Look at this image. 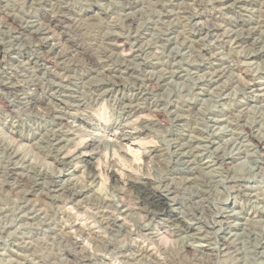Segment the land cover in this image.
<instances>
[{
    "label": "clouds",
    "instance_id": "clouds-1",
    "mask_svg": "<svg viewBox=\"0 0 264 264\" xmlns=\"http://www.w3.org/2000/svg\"><path fill=\"white\" fill-rule=\"evenodd\" d=\"M203 2L199 0V3ZM243 2L256 5L246 11V15L256 22V27L251 30L253 44L245 52V58L254 52L264 55V48L261 47L264 45V0ZM170 4L171 8L176 7L172 0H26L23 5H16L18 25L27 23L21 21V16H30L37 8L46 9V18L60 27L58 40L63 39L68 46V51L74 57L72 63L78 66L77 71L83 75L68 81L71 89L75 90L74 96L64 95L69 89L64 87L63 77L59 78L60 86L53 92L56 74L48 67V61L53 60L56 53L41 57L35 48V41L28 37L21 41L15 29L0 30V43L6 48L19 51L28 46L31 54L28 64L8 61L7 68L0 75V84L7 85L6 91L0 88V132L10 128L13 137L19 135L21 139H35L34 147L38 150L51 148L49 154L59 161L62 152L55 149L53 129L56 124L62 123L57 120L58 116L65 120L71 116V120H80L82 124L88 125L85 128L68 121L65 127H71L76 132L74 140L80 137L82 139L79 142L83 143V138L90 136L94 145L92 150L100 154L101 161H105V153H108V163L104 166L108 179L105 180L106 189L100 191L101 181L94 171L95 165L91 171L81 166V175L61 185L55 197H52L53 204L58 199L65 204L71 201L77 207L90 205L88 212L91 219L99 217L96 226L89 222L86 228L79 229L80 235L72 232L61 235L57 218L64 219V208L49 207L35 225L24 223L26 213L23 209L27 203L5 194L0 200V264H52L53 259H57L58 264H69L63 257L65 251H75L72 264H84L85 260L96 257L100 258L98 264H105V256L110 264H264V250L261 249V245H264V221L257 222L253 218L244 222V217L251 215L249 209L264 216V104H257L250 112L246 110L249 118L244 123L234 119V130L228 124L225 125L226 131L230 133V150L222 151L223 146L215 150L210 147L216 132V128L208 123L211 117L202 118L197 125L203 140L198 146L192 144L195 137H189L183 145L170 141L168 132L171 120L167 117L164 122L155 120L152 124L144 123L141 127L149 129V143L154 147L144 145L141 151L150 159V163L133 164L131 158L127 157L133 166L125 170L121 165V154H126L127 149L122 140L125 133H132L136 126L124 128L119 119L121 110L97 105L92 94L86 90L85 76L91 75L99 58L98 53L103 52L104 58H108V50L103 47L104 38L119 27L127 37L147 41L144 48L139 50L140 53L149 50V47L156 48L158 40L166 37L169 28L163 17L177 16L171 11ZM11 7L12 0H0V16H7ZM180 7V22L193 30L203 27L192 24V18L197 15L196 3L184 0ZM51 31L48 24L36 23L31 25L30 35ZM244 34L247 33H238ZM234 53L235 48L232 53L225 54L231 60L223 69L227 78L236 85L228 93L229 102L222 105L229 110L233 104L242 102L243 94L248 90L247 81H241L234 70L239 64ZM62 59L66 60L67 57H56L54 63L59 65ZM140 62L143 63L142 55ZM253 67L250 65L249 70ZM33 68L44 74L38 75ZM12 76H16V79L13 80ZM251 78H257L254 72ZM33 94L37 98L29 99ZM53 100L56 103H52ZM66 100L76 103H63ZM117 125L121 131L112 133V136L118 139L92 131L97 126L103 132L105 128ZM5 136L7 138L6 133ZM249 138L255 143H249ZM18 143L13 141L6 148L12 147L14 152L13 145ZM205 151L208 153L207 159L200 155ZM228 156H231V161L227 159ZM76 159L74 156L73 162ZM241 165L244 166L243 170ZM63 171L71 172V168L65 166ZM59 173L58 169L54 174L56 182L59 181ZM189 176L192 177L191 181L188 180ZM3 182H7L6 178ZM45 187L48 185L45 184ZM193 190L198 197L195 200L190 195ZM229 199L233 200V207L225 211L223 205ZM93 209L96 211L93 212ZM116 210L124 212L126 219L123 224L114 227L115 221L119 219ZM105 211L111 215L105 217ZM165 211L174 218L166 219L163 215ZM220 215L223 216L222 220L217 219ZM186 219L194 223L185 224ZM33 228H41L44 236L56 232L58 239L51 243L43 238L35 239ZM191 228L198 229L194 236L182 235ZM241 228L245 231L240 232ZM232 231L237 235L225 240V232ZM86 232L87 238L95 245L91 256L92 245L83 244ZM203 232L208 233L204 237L206 246L195 245L191 250H186L187 243L200 238ZM164 236L172 238L175 243L165 246L161 243ZM66 239L70 242L65 243ZM241 241L245 242L244 247H240ZM127 244L136 245L140 251L135 255H127ZM16 246L27 254L18 253ZM10 252L15 254V258H10Z\"/></svg>",
    "mask_w": 264,
    "mask_h": 264
},
{
    "label": "rangeland",
    "instance_id": "rangeland-1",
    "mask_svg": "<svg viewBox=\"0 0 264 264\" xmlns=\"http://www.w3.org/2000/svg\"><path fill=\"white\" fill-rule=\"evenodd\" d=\"M183 2L184 0H172L176 7L171 8V4L169 5L171 11L177 13V16L163 17L169 28L166 37L158 40L156 48L149 47V50L140 53L139 50L144 48L147 41L137 40L135 37L129 38L117 27L103 41V47L108 50V58L105 59L104 53L99 52L97 66H93L91 75L85 76L86 90L92 94L97 105L104 108L120 109V124H123L124 128L132 125L136 126L135 131L130 134L126 132L122 140V144L127 149L126 154H121V165L125 170L135 163H150V159L141 151V146L144 145L149 148L154 147L149 143L151 139L148 135L149 129L141 127L144 123L152 124L155 120L164 122L167 117L171 120L168 132L170 141L183 145L189 137H195L192 144L198 146L203 143V140L201 130L197 125L202 118L211 117L208 123L216 128V132L212 137L213 143L210 147L215 150L221 149V146H223L222 151L230 150L232 148L229 143L230 133L226 131L225 125L228 124L229 128L234 130L236 127L232 123L234 119L244 123L249 118L246 110L250 112L257 104H264V55L254 52L251 56L245 58V52L252 46L254 39L249 33L256 27V22H253L246 15V11L255 8L256 5L254 3H244L243 0H204L203 3H199V0H189V2L197 4L195 8L197 15L192 18V24L203 26L193 30L189 25L179 20L180 5ZM24 3H26V0H12L9 14L0 16V30L15 29L21 41L25 37L35 41V48L41 57L53 52L56 53V57L66 56L67 59L60 60L59 65L54 63L56 57L48 61V67L52 68V71L56 74L52 91L55 92L56 87L60 86L59 78L63 77L64 87L69 89V91H65L64 95L74 96L75 90L71 89L68 81L72 77L83 75V73L78 72V66L72 63L74 57L68 51V46L64 44L63 39L58 40L60 27L46 18L44 14L46 9L40 8H37L30 16H21V21H27V23L18 25L16 17L19 13L16 5H23ZM47 22L51 28L55 26L52 29L55 32L51 31L52 35L50 32H40L35 34L36 36L30 35L32 24H46ZM217 26L219 27L217 28ZM238 33L247 34L239 36ZM161 45H163V51ZM261 47L264 48V45H261ZM234 48V55L239 60V64L234 70L241 81H247L248 90L246 94H243L242 102L233 104L231 110H229L222 107V105L229 102L228 93L236 85L227 78L223 69L231 60V57L225 56V54L232 53ZM141 55L143 63L140 62ZM30 56L28 46L18 51L17 49L9 50L4 44L0 43V75L7 68L8 61L28 64V62H31ZM134 57L135 60H133ZM130 64L136 66H130ZM250 65H254L251 70H249ZM33 70L37 71L38 75L44 74L35 68ZM253 72L257 77L256 79L251 78ZM16 75H19V73ZM12 79L15 80L16 76H12ZM0 88L6 91L7 85L0 84ZM189 89H191V93H189ZM221 89L223 90L222 93L220 92ZM189 95L191 98H189ZM182 96L184 97L183 100L181 99ZM36 98V94L29 96V99ZM52 103H56V101L53 100ZM63 103L75 104L76 101L66 100ZM155 111L161 113V116H157ZM205 113H207V116H205ZM72 115H75V113H72ZM57 120L62 121V123L56 124L53 129V134L56 137L53 142L56 151L62 152L59 161L49 154L52 151L51 148L38 150L34 147L36 145L35 139H21L19 135L13 137L10 128H4L3 132H0V200L3 199L5 194H11L12 199L26 202L27 207L23 209L26 215L23 220L28 225H35L39 222L49 207L64 208V219L57 218V227L60 229L61 235L64 232L72 231L76 235H80L75 226L77 221L80 224L83 222V228L89 222L96 226L99 217L91 219L88 212L90 205H84V208L80 207L79 209L71 201L65 204L64 201L58 199L53 204L52 197H55L56 190L61 185L67 184L74 176L81 175L83 170L81 166L91 171L93 170V164L95 165L94 171L101 181L99 189L104 191L107 187L105 180L108 179L104 170L105 164L108 163V153H105V161H101L100 154L92 150L94 145L91 144L93 141L90 136L83 138V143H80L79 140L82 138L77 137L74 140L76 132L71 127H65L68 121H71L72 125H81L85 128L88 125L82 124L80 120H71V116L67 120L58 116ZM44 131L47 132L48 129L45 128ZM92 131L118 139L119 137H113L112 133H119L121 128L117 125L105 128L101 132L100 127L97 126ZM262 134H264V131H262ZM13 141H19L18 144L13 145L15 147L14 152L12 147L6 148V145L13 144ZM248 142L255 143L251 138ZM173 150H175V144H173ZM84 155H87L89 161L84 160ZM185 155H187L186 151ZM200 155L204 159L208 157L206 151L200 153ZM74 156L77 159L73 162ZM6 157H10V159H5ZM127 157L131 158L133 164L129 163ZM227 159L231 161V156H228ZM65 166L70 167L71 172L63 171ZM243 167L241 165L242 170ZM30 169L32 170L30 171ZM40 169L42 171L38 172L37 170ZM58 169L60 170L59 181L56 182L54 174ZM5 178L6 183L3 182ZM191 179L192 177L189 176L188 180L191 181ZM45 184L48 185L47 188ZM194 193L195 190L190 195H193L195 200L198 197ZM233 203L232 199L225 201L223 205L225 211L232 210ZM140 206L142 207V205ZM121 207L123 208V205ZM95 211L93 209V212ZM116 211L119 212V217L121 216L123 220L126 219L124 212ZM248 211L251 215L244 217L245 223L253 218L257 222L264 221V216L257 215L251 209ZM33 213L37 215L33 216ZM108 214L111 215L107 211L104 212L105 217L109 216ZM196 214L197 216L200 215L199 212ZM163 215L168 220L173 219L166 211ZM217 219L222 220L223 216L220 215ZM192 223H194L193 220H185V224ZM235 223L239 224L240 221ZM116 225L120 224L115 223L113 226ZM44 227L47 228V225ZM132 227L135 226L132 225ZM197 231L198 229L192 228L191 231L187 230L182 235L194 236ZM220 231L223 232L224 230L220 229ZM244 231V228L240 229V232ZM32 233L35 239L43 238L49 243L58 239L56 232L44 236L41 228H33ZM202 234L200 238L188 242L186 250L192 249L195 245L206 246L207 241L204 237L208 233L203 232ZM234 235H237L234 231L225 232L223 238L227 240L229 236ZM87 237L88 233L86 232L83 241L86 245H92V248H90L91 256L95 245ZM162 239L161 243L165 246H171L175 243L172 238L167 236L162 237ZM69 242V240H65V243ZM244 245L245 242L241 241L240 247H244ZM108 247L111 248V245ZM261 249L264 250V245H261ZM16 251L27 254L18 246H16ZM125 251L127 255L131 256L135 255L136 251H140V248L134 244H127ZM75 254V251H65L63 257L69 264H72ZM9 256L15 258L14 253L10 252ZM99 259V257H96V259L89 258L84 261V264H98ZM103 259L105 264H110L107 256ZM52 264H58L57 259H53Z\"/></svg>",
    "mask_w": 264,
    "mask_h": 264
},
{
    "label": "bare ground",
    "instance_id": "bare-ground-1",
    "mask_svg": "<svg viewBox=\"0 0 264 264\" xmlns=\"http://www.w3.org/2000/svg\"><path fill=\"white\" fill-rule=\"evenodd\" d=\"M204 15V14H203ZM44 18V17H43ZM214 19V18H213ZM49 22V21H48ZM48 22L46 23V24H48ZM213 22V21H212ZM215 23V22H214ZM55 24V23H54ZM215 25V24H214ZM23 27V26H22ZM30 27V26H29ZM55 27V26H54ZM53 27V28H54ZM212 27V26H211ZM219 26H217V28H218ZM53 28H51V29H53ZM216 28V27H215ZM245 28V27H244ZM211 29V28H210ZM213 30V29H212ZM53 32H55V30H52ZM57 32V31H56ZM31 33V32H30ZM49 33V32H48ZM51 33V32H50ZM47 34V33H46ZM249 34H251V32L249 33ZM33 35H35V34H33ZM51 35H52V33H51ZM55 35V34H54ZM54 35H53V37H54ZM36 36V35H35ZM34 36V37H35ZM38 36V35H37ZM46 36H48V35H46ZM240 36V35H239ZM36 38V37H35ZM55 38V37H54ZM38 39V38H37ZM40 40H43V39H40ZM44 41V40H43ZM42 41V42H43ZM39 42H41V41H39ZM45 42V41H44ZM50 42V41H49ZM46 44V43H45ZM50 45V44H49ZM39 46V45H38ZM44 48H46V47H44ZM29 63V62H28ZM96 65V64H95ZM97 66V65H96ZM96 69V68H95ZM108 73V72H107ZM115 79V78H114ZM118 82V81H117ZM116 83V82H115ZM114 83V84H115ZM117 84V83H116ZM4 87V86H3ZM143 90V89H142ZM147 96V95H146ZM135 101V100H134ZM137 102V101H136ZM159 111V110H158ZM157 111V112H158ZM162 111V110H161ZM156 112V111H155ZM156 112V113H157ZM160 112V111H159ZM155 113V114H156ZM163 114V113H162ZM157 116H161V113H157L156 114ZM155 116V115H154ZM58 136V135H57ZM56 138V137H55ZM58 141V140H57ZM91 144H93V143H91ZM92 147V146H91ZM90 147V148H91ZM88 148V147H87ZM87 151V150H86ZM87 155H84V160L87 162V161H89V159L86 157ZM88 164V163H87ZM93 168V167H92ZM69 205V204H68ZM143 206V205H142ZM82 208H84V206L82 207ZM79 209H80V207H79ZM69 210V209H68ZM81 211V210H80ZM83 211V210H82ZM167 212V211H166ZM118 214H119V212H118ZM167 214H169L168 212H167ZM108 215H110V214H108ZM172 218H174L171 214H169ZM107 216V215H106ZM123 217V216H122ZM125 218V217H124ZM76 219V218H75ZM125 220V219H124ZM122 218H121V216L119 217V219H117L116 221H115V223H119V224H123L125 221H124ZM124 221V222H123ZM74 222H76V221H74ZM83 223V222H82ZM80 224V223H77L76 222V228H77V230H79L78 228H83V224ZM85 224V223H84ZM86 224H87V222H86ZM87 226V225H86ZM84 228H86V227H84ZM63 230V229H62ZM66 230H67V228H66ZM65 230V231H66ZM190 231L192 230V228L191 229H189ZM72 231V230H71ZM72 233H74L73 231H72ZM203 235V234H202ZM164 238V237H163ZM168 239V238H167ZM163 240V239H162ZM85 241H83V244L85 245V246H87L86 245V243H84ZM136 248V247H135ZM189 248V247H188ZM138 249V248H137ZM190 249V248H189ZM131 250V249H130ZM191 250V249H190ZM132 252V251H131ZM137 253L139 252V251H136ZM91 253V252H90ZM134 253V252H133ZM132 254V253H131Z\"/></svg>",
    "mask_w": 264,
    "mask_h": 264
}]
</instances>
